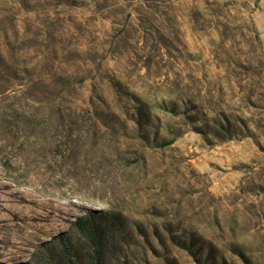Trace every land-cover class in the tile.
<instances>
[{
    "label": "rangeland",
    "instance_id": "rangeland-1",
    "mask_svg": "<svg viewBox=\"0 0 264 264\" xmlns=\"http://www.w3.org/2000/svg\"><path fill=\"white\" fill-rule=\"evenodd\" d=\"M0 264H264V0H0Z\"/></svg>",
    "mask_w": 264,
    "mask_h": 264
}]
</instances>
